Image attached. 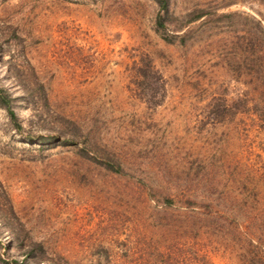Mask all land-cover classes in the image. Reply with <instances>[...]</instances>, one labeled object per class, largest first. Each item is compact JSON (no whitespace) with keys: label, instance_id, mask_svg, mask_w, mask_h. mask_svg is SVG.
Wrapping results in <instances>:
<instances>
[{"label":"rangeland","instance_id":"374dc122","mask_svg":"<svg viewBox=\"0 0 264 264\" xmlns=\"http://www.w3.org/2000/svg\"><path fill=\"white\" fill-rule=\"evenodd\" d=\"M157 7L0 0L1 79L34 99L18 97L23 133L0 108V212L40 244L39 264H264V121L211 106L244 86L236 38L264 27V0H168L167 32L186 33L171 42L153 29ZM198 7L207 13L181 25ZM145 53L158 103L133 74ZM46 129L60 139L38 141ZM105 150L123 171L102 163ZM7 232L0 222V264L18 252Z\"/></svg>","mask_w":264,"mask_h":264},{"label":"trees","instance_id":"16d2710c","mask_svg":"<svg viewBox=\"0 0 264 264\" xmlns=\"http://www.w3.org/2000/svg\"><path fill=\"white\" fill-rule=\"evenodd\" d=\"M154 1L158 7L154 18L153 29L166 42H171L175 39L183 41L186 33L177 34L167 32L168 27L165 19L170 14L168 9V0ZM206 13L207 11L203 7L195 8L189 12L187 18L181 25H184L188 21L195 20ZM259 23L260 22L257 21V25H259L260 28H258V31H248L236 38V76L241 75L245 77L244 80L242 78L239 80L240 78L236 77V81H239V84L242 83L241 85L244 86L236 85V97L234 100H227L223 96L219 98L214 97L212 98L213 100L211 101V106L213 107L212 110L221 108L224 111H228L231 105H235L236 113H245L250 119L257 120L259 123H262L264 121V90L262 88H253L251 91V85L249 84V82L253 80L256 85L259 83L262 85L264 83V27H261ZM133 74L141 76L140 89L142 90L141 94L145 97V101L147 102L153 99V102L158 103L163 96V82L161 80V74L152 65L151 59L146 53L140 55L134 62ZM18 93L13 92L5 84V82L2 81L0 74V108L5 111V114L14 130L18 133H23L22 124L18 118L19 116L16 109L18 97L19 95L25 96L29 99V103H34V99L31 91L27 88L26 90L24 88L22 92ZM39 97L40 105L47 107L45 95L40 94ZM58 118L62 121L63 125H68L70 129H73L71 131L77 130L78 134L80 133L78 126L73 120L64 116H58ZM46 131L47 132L44 136H42V134H38V141L43 142L44 140H48L52 137L60 139L58 136L60 135V132H52L47 129ZM78 134L71 132L67 134V136L62 135L63 141H73L74 137ZM25 138L29 140L33 139L30 134H27ZM84 153L87 157L90 155L87 150ZM101 161L109 169L117 172L123 171L118 159L113 157V155L106 150L101 156ZM161 199L163 203H171V198L167 194L162 193ZM186 202L189 204L197 203L195 200H189L188 198L186 199ZM197 205L206 209L208 207V204L205 202H198ZM4 214L5 213L1 214L0 212V222L8 231L7 238L9 245L6 247V251L8 248H14L18 251L17 256L12 258L11 262L13 264H39V262L36 261L37 256H41V254H43L40 244L35 241H31L28 244L24 242V238L19 235L17 227L12 222L10 216ZM1 263L7 264L8 261L1 258Z\"/></svg>","mask_w":264,"mask_h":264}]
</instances>
